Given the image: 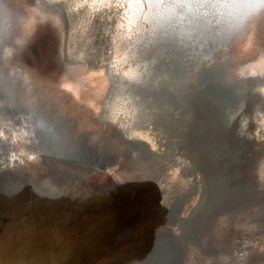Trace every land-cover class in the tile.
<instances>
[{"label":"water","instance_id":"95a60500","mask_svg":"<svg viewBox=\"0 0 264 264\" xmlns=\"http://www.w3.org/2000/svg\"><path fill=\"white\" fill-rule=\"evenodd\" d=\"M147 1L150 3L149 7H146ZM159 2L160 0H131V4L127 6L124 0H0V4L7 6L12 21L11 27L0 29V137L7 130L15 128L16 123L12 126L13 119H32L30 111L34 109H44V118L54 128L47 139L45 156L41 154L38 158L33 157V164L28 156L20 160L14 152L19 151V147L13 149L16 145H24L20 148L27 149L31 144L37 148L39 144L34 143L33 138L29 139L26 135L28 139L16 140L8 148H4L0 140V264H84L86 255L80 245L84 234L96 231L102 220L107 223L113 218L115 201H119L122 194L115 186L124 180L116 177V170L109 176L104 167H99L100 170L94 167L102 175L98 187L104 185L101 190L104 195L95 202L91 197L93 194L88 191L91 188L89 182L81 173L69 178L72 165L68 163L64 166L67 155H63L62 151L73 134L74 124L68 118L69 111L58 113L54 97L58 91L61 94L57 96L65 95L67 101L70 100L67 97L73 93L65 94V91H68L66 87H70L67 85L68 79L76 77L79 80L76 65L86 71L88 68L98 69L101 64L107 66L110 59V62L118 59L116 57L120 55L116 54H119L118 49L121 47L111 48L109 37L117 32L114 31L115 22L121 21L123 17L127 18L128 14L136 18L137 24L125 34L122 33V25L118 31H121L123 35L120 36L123 38L118 44L131 50L138 59L140 57L142 60L144 57V65L152 72L160 71L162 78L171 84L157 85L151 82L144 86L146 90L172 95L184 111H190L192 116L199 118L200 129L191 141L197 151L191 155L193 168L187 173L200 169V173L194 171L192 175L206 177L203 188L207 185L209 194L197 204L191 218L196 220L197 217L198 220L206 210L216 209L217 206L224 211L226 207L231 210L239 208L237 213L254 224L258 223L260 216L264 220L263 198L258 195L260 190L257 184L249 180L254 174L251 161H247L249 156L240 154L239 146L236 145L233 150L230 147L222 148V144L220 148L216 147L214 131L202 132L203 129L212 127V119L218 121V118L225 117L222 115L221 105L233 99L235 91L244 94L264 82V67L254 69L255 66L264 64V3L254 10L252 6L260 0H247V9H253L248 22L240 27L239 21L232 20V23L216 31V43H213L204 40L203 36L195 37L190 24L186 23L192 14L190 12L198 11L199 8L184 10L180 6H173V10L162 13L165 15L157 24L145 21L144 13L154 9ZM225 2L227 0L220 1V4ZM55 6L60 16L54 22L59 20V28L64 29L62 41L53 38L54 31L52 32L50 25L54 18L52 8ZM138 9L142 16H134L136 12L139 13ZM69 12L93 13L97 23L106 24V34L98 35L93 30L88 36L93 41L91 48L85 51L74 49L73 35L79 34V31L71 26ZM93 25L89 30L94 28ZM156 31L158 34L169 33L174 36L173 44L178 48L176 54L166 50L163 44L150 47L145 45ZM125 36L133 41L129 40L127 44ZM220 47H226L227 50L222 59H217L216 52H219ZM215 60L216 68L224 69L219 79L223 82L219 91L222 101L217 104L216 113L210 116L209 112L206 114V111L199 108L206 101L195 95V83L199 81L204 84L208 91L216 89V68L208 71L205 68L209 61ZM238 63H241V69H246V74L234 72V68L239 69ZM195 66L196 69H193ZM198 67H203L200 68L203 74L198 72ZM178 74L180 77H177ZM190 133V130L187 131L186 137ZM207 134L210 135L205 137ZM201 137L210 139L207 140V145L200 144ZM206 148L209 153L205 152ZM112 154L114 152H109L107 157ZM117 181L119 182L116 184ZM112 182L113 188L110 185ZM198 230L205 229L198 226L196 231ZM20 231L25 236V245L24 249L19 250L17 237ZM186 236L179 234L170 244L160 245V250L154 254L156 257L160 255L157 263L177 264L189 246ZM123 237L120 234L119 238ZM124 245L119 246L120 251L115 250L116 254H130L129 245ZM22 251L24 256L21 257ZM239 253L240 250L234 251L232 257L235 258ZM99 255L103 257L106 255L105 251L100 249L88 258V264H103L102 258L97 262ZM260 261L261 258L252 256L245 262L235 261V264H259Z\"/></svg>","mask_w":264,"mask_h":264},{"label":"bare ground","instance_id":"6f19581e","mask_svg":"<svg viewBox=\"0 0 264 264\" xmlns=\"http://www.w3.org/2000/svg\"><path fill=\"white\" fill-rule=\"evenodd\" d=\"M124 1L127 6L131 4V0ZM220 1L225 0H160L154 9L144 13L143 19L155 25L165 15L162 13L173 10V6H180L184 10L199 8L198 11L190 12L192 14L186 23L190 24L195 37L200 35L204 40L216 43V31L232 23V20L239 21L240 27L244 26L253 14L252 8L255 10L261 4L257 2L248 10L247 0H227L221 4ZM149 5L147 1L146 7ZM52 9L54 18L50 25L52 32L54 31L53 38L62 41L64 29L59 28V20L54 22L60 15L57 6ZM138 12L140 13L139 9ZM139 13L136 12L134 16H142V12L140 15ZM92 15L94 14L88 12H69L71 26L79 31V34L73 35L74 49L89 50L93 41L88 36L93 30L98 35L106 34V24L97 23ZM203 15L205 17H201ZM124 18L115 22L114 31L117 32L109 37L111 48L121 47L118 49L119 54H116L120 55L116 57L118 59L111 62L110 59L107 66L101 64L98 69L91 67L92 69L88 68L86 71L76 65V76L79 80L76 77L68 79L67 85L70 87H66L68 91H65V94L73 93L68 97L66 95L70 100L67 101L65 95L57 96L61 94L58 91L54 97L58 113L69 111L68 118L74 124L73 134L62 151L63 155H67L64 166L68 163L72 165L69 178L81 173L89 182L91 188L88 191L93 194L91 197L95 202L104 195L101 191L104 185L98 187L102 175L94 167H104L109 176L116 170V177L124 180L121 184L116 182L118 184L115 189H119L122 194L121 199L115 201L113 218L107 223L102 220L96 231L84 234L81 240L80 245L86 255L83 263L88 264V258L102 249L106 255H99L97 262L102 258L103 264H158L160 255L156 257L154 254L160 250V245L170 244L181 234L182 237L187 235L189 246L177 264H235V261L245 262L252 256L261 258L259 264H264V220L261 216L258 223L254 224L244 215L238 214L239 208L231 210L226 207L224 211L216 206V209L206 210L198 220L197 217L196 220L191 218L197 204L209 194L207 185L203 188L206 177L192 175L194 171L200 173V169L187 173L193 168L191 155L197 151L191 141L200 129L199 118L192 116L190 111H184L172 95L146 90L144 86L151 82L157 85L171 84L162 78L160 71L155 73L145 66L144 57L142 60L140 57L138 59L131 50L118 44L123 38L120 36L121 31H118L122 25V33L125 34L137 24L136 18L130 14ZM91 24H94V28L89 30ZM158 33L156 31L154 37L145 45L150 47L163 44L166 50L176 54L178 48L173 44L174 36ZM126 37L124 40L128 44L130 38ZM226 50V47H220L216 58L222 59ZM139 52L142 53L141 50ZM238 65L239 69L234 68V72L246 74V69L240 68L241 63ZM261 67L264 64L257 65L254 69ZM200 68L203 67H198L197 70ZM205 68L206 71L216 68V60L209 61ZM201 70L198 72L203 74ZM223 72L222 67L216 68V89L211 91L199 81L195 83V95L206 101L199 108L206 111V114L209 112L210 116L216 113V106L222 101L219 91L223 82L219 79ZM188 85L191 86V83ZM234 93L236 94L233 99L221 105L224 113L222 115L225 117L218 118L219 123L212 119V127L203 129L202 132L214 131L216 147L220 148L222 144V148L230 147L233 150L236 145L239 146L240 154L249 156L247 161H251L250 165L254 169L249 180L257 184L260 190L258 195L264 201V82L250 88V92ZM45 113L42 108L34 109L30 111L32 119H13L12 126L15 123L16 126L2 134L1 145L8 148L16 140L25 141L30 137L34 139V143L38 142V147L31 144L27 149L23 147V151L20 147L24 145L13 146V149H20L14 151L16 155L20 160L30 157L32 164L33 157L38 158L41 154L45 156L47 139L54 129L47 123L48 119L44 118ZM225 119L227 121H223ZM189 130L191 133L186 137L185 133ZM201 139L202 145H207V140L210 141L203 137ZM109 152L114 154L107 157ZM205 152L209 153V150L206 148ZM113 183H110L111 187ZM108 210L109 208L106 209ZM198 226L205 230L196 231ZM120 234L124 235L122 239L119 238ZM17 238L18 249H24L25 236L22 231ZM122 244L125 247L129 245L130 254H116L115 250L120 251L118 248ZM239 250L240 253L235 258L232 257L233 252ZM22 253L23 251L20 252L21 257L24 256Z\"/></svg>","mask_w":264,"mask_h":264},{"label":"clouds","instance_id":"9594fccd","mask_svg":"<svg viewBox=\"0 0 264 264\" xmlns=\"http://www.w3.org/2000/svg\"><path fill=\"white\" fill-rule=\"evenodd\" d=\"M261 3H264V0H260ZM12 21L7 12V6L0 4V29H7L11 27Z\"/></svg>","mask_w":264,"mask_h":264}]
</instances>
